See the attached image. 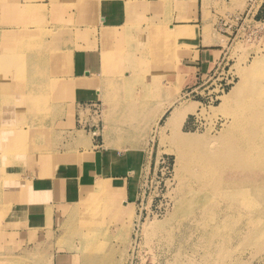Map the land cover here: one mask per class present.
Here are the masks:
<instances>
[{"label":"rangeland","instance_id":"1","mask_svg":"<svg viewBox=\"0 0 264 264\" xmlns=\"http://www.w3.org/2000/svg\"><path fill=\"white\" fill-rule=\"evenodd\" d=\"M16 1L20 2L0 0L1 13L6 10L8 13L5 34H30L35 51L21 60L4 62L11 73L4 70L3 75L17 82L20 90L6 92L0 88V106L7 97L22 99L9 112L0 109V118L3 119L0 121L4 123L0 129L5 127L13 133L29 129L28 124L36 121L31 119L32 115L36 116L41 128L36 141L18 139L19 143L13 145L0 138L1 172L12 164L24 167L34 162L47 166L42 155L61 151L63 142L74 135L70 133L73 128L68 121V109L57 107L63 104L64 108L68 104L67 98L54 96L50 107L46 104L51 89L56 91L66 76L68 66V58H61L65 49L59 52L58 47L51 48L47 39H60L66 45L71 43L70 51H77L88 46L86 39L94 33L89 31V24L93 21L88 16L93 10V0H42L47 4L26 0L21 5ZM260 1L259 5V0H253V9L255 4L259 7L256 12L253 10L255 17L249 15L245 20L244 16L231 23L234 29L228 54L220 65V74L216 75L228 81L225 92L235 84L249 86L255 62L264 59V0ZM18 9L17 18L15 12ZM80 25H84L85 29L80 30ZM30 26L36 31L29 29ZM48 27L55 30L48 31ZM26 40L20 39L16 43L20 45ZM46 53L55 54L51 59L55 61L56 68L50 69V63L47 65L43 60ZM31 59L44 61V66L40 65L41 71L34 70ZM12 69L18 72L26 70L12 75ZM54 70L62 80L56 76L51 78L50 72ZM42 73L49 74L50 79H42ZM131 82L111 81L104 95L102 115L96 117V120L101 119V129L105 125L104 129L110 133L112 146L144 148L146 154L143 159L136 155L130 160L129 168L133 174L124 176L128 178L131 193L128 197L125 194L119 196L108 186L86 193L55 233L47 225L30 226L26 222L18 223L22 232L9 233L15 225L9 222L8 210L0 207V264H53L54 256L59 252L63 254L60 258L65 260V264H99V260L107 264H264V189L257 187L256 196L247 199L235 198L228 202L227 197V191L232 190L235 194L245 184H264V170L244 169L238 156L234 155V146L222 140L237 117L238 104L232 102L225 109L222 105L214 108L222 98L225 102L226 97L214 101L202 99L200 94H207L215 87L212 85L204 91L212 81L197 89L199 96L181 94L182 97H176V103L183 98L194 103L198 109L204 105L208 110L189 113L187 121L176 129L174 136L170 129H163L162 126L149 128L150 112L145 109L146 105H135L133 97L127 94L140 81ZM143 100L148 101L147 97ZM169 112L162 125L166 123ZM77 115L75 129L91 137L98 133H91L86 128L90 111L85 114L81 110ZM155 125L158 127V122ZM186 136L198 137L200 143L182 147L177 137ZM132 139L136 143L128 144ZM177 153L184 158L182 165L178 163ZM205 167L211 168V173ZM105 183L102 185L105 186ZM124 198L132 204H125ZM89 251L99 256L90 255ZM96 258H99L98 261Z\"/></svg>","mask_w":264,"mask_h":264},{"label":"crops","instance_id":"2","mask_svg":"<svg viewBox=\"0 0 264 264\" xmlns=\"http://www.w3.org/2000/svg\"><path fill=\"white\" fill-rule=\"evenodd\" d=\"M25 1L16 2L21 5ZM34 3L47 4L40 0ZM258 4H261L260 0ZM249 6V0H93V10L88 16L93 21L89 31L94 33L86 39L87 47L70 51L71 43L66 45L60 39H47L51 48L58 47L59 52L65 49L61 58H68V66L64 79L58 77L55 70L50 72L52 79L56 76L64 81H60L56 91L51 89L46 104L50 107L54 96L67 98L68 104L64 108L63 104L57 107L68 109V121L73 128L70 133L74 135L63 142L61 151L42 155L47 166L30 162L24 167L8 165L0 171V207L8 210L9 222L15 225L9 233L22 232L18 223L24 222L30 226L47 225L55 233L72 209L80 204L81 198L101 187L108 186L119 196L125 194L128 197L130 183L124 176L133 174L129 168L130 160L136 155L143 159L144 148L112 146L110 133L104 129L105 125L101 129V123L99 137L84 135L75 129L80 107L84 103L98 102L104 110V95L111 81L132 83L139 80L134 90L127 94L133 97L135 105H146L145 109L150 112L149 128H161L162 120L169 112L168 100L180 97L200 77L212 73L224 61L234 29L230 19ZM258 8L255 4V12ZM15 14L18 18L19 9ZM7 16V10L0 11V47L5 37ZM29 29L35 30L32 26ZM83 29L84 25H80V30ZM46 30L55 29L48 27ZM50 65L51 69L54 60ZM5 67L2 58L0 78ZM145 97L147 102L143 100ZM165 109V114L160 117ZM1 122L0 125H4ZM39 126L41 128V124ZM133 140L127 143L135 144ZM103 182H106L105 186ZM123 201L132 204L125 198ZM62 255L61 252L56 254L53 264H65L60 258Z\"/></svg>","mask_w":264,"mask_h":264},{"label":"bare ground","instance_id":"3","mask_svg":"<svg viewBox=\"0 0 264 264\" xmlns=\"http://www.w3.org/2000/svg\"><path fill=\"white\" fill-rule=\"evenodd\" d=\"M5 38H7V39L3 40V43L0 47L1 51H4L3 54L0 56V60L3 58L4 62H7V61L12 60V59L21 60L23 57H25L26 54L33 53L35 51V48L33 45L34 44L33 37H31L30 34H27L24 36H18L17 33H13V32L9 33L8 32L5 34ZM24 38H27V40L24 41L20 45L17 44L18 40L24 39ZM48 50H49V47H48ZM43 55H44L43 60L47 63V65H48V63H50V61L53 60V58L55 56L54 53H49V54L46 53ZM51 56H53L52 59H51ZM44 61H36L35 59H31L30 63H31V65L35 71H41L40 65L42 64L44 66V64H43ZM53 67L56 68L55 64ZM253 69H254L253 75L251 77L252 81H251L249 86H244V85H239V84L236 85L235 84L228 92H224V94H222L220 96V98L226 97L225 102H222L223 101V98H222V100L218 104V106H213V107L219 108L222 105V107L225 109L232 102H236L238 104L239 109H238L237 117H235L232 125L229 126L226 134L222 137V140L225 142L227 141V143L234 146L233 147L235 149L234 155L238 156V159L240 160V163L244 169H249V170H252V169H258L259 170L260 169L262 171V170H264V59H261L260 61L255 62ZM4 70H6L7 73H11L8 68H4ZM25 70L26 69H20V71L18 72L16 70L12 69V71H13L12 75H15V74L19 75V73L22 74ZM12 78H13V76H12ZM42 79H50L49 74L45 75V73H42ZM0 80H1L0 88L5 90L6 92L9 90L10 91L20 90L19 84L17 82H14L13 79L10 78V76L2 75ZM7 95H10V94H7ZM4 96H6V95H4ZM11 96H14V95H11ZM12 98H14V100ZM20 99H22V98L18 99V97H7V99H4L5 102H4V104H2L0 106V109H4L5 112H9L12 108L15 107L16 103L19 102ZM175 99H176V97L171 99V101L168 103L167 107L168 108L170 107L169 108L170 112H169V115L167 117L166 123L164 125H162L163 129H170V131L173 132L174 136H176V133H175L176 129L184 123V121H185V119L189 113H192V112L198 111V110H200V113H203L205 111L207 112V110H208L206 108V106H204V105L200 104L201 108L198 109L196 107V105H194V103H190L187 100H183V98H180V99H182V101L180 103L179 102L176 103L177 100H175ZM6 109H8V110H6ZM32 110L36 111V109H34V108H32ZM161 112L162 113H161L160 117L165 114L166 109H165V111H161ZM31 119H34L36 121L34 123L30 124L29 129L19 130L18 133L17 132L13 133L12 131H10L9 129H6L5 127L1 128L0 129L1 140L2 141L5 140L6 142H12L13 145L15 143L16 144L19 143V140L23 141V140L28 139V138H30L33 141H36L40 137L39 136L40 135V127H39V124H37V119H36L35 115H32ZM177 138H178L179 144H181L182 147L183 146L190 147V146L197 145L200 143V139L198 137H194V136H186V137H182V138L177 137ZM38 146H39V144H38ZM38 146H37V149H39ZM9 150H10V148H9ZM224 152H223V154H224ZM178 153H177V155H178ZM194 156H196V155H194ZM177 160H178V163H180L181 165L184 163L183 162L184 158L180 154L177 156ZM234 161H236V160H234ZM198 162H200V161L198 160ZM238 166H236V167H238ZM205 168L209 169V172H210L211 168H208V167H205ZM226 168H228V166ZM214 171L215 170L213 168V174H214ZM206 172H208V171H206ZM218 173H219V171H218ZM246 174H248V173H246ZM208 175L209 174L206 173L207 177H208ZM255 176H257V174H255ZM262 176L263 175L261 174V177ZM202 177H203V175H202ZM242 177L244 179L243 178H240V179L245 180V177L244 176H242ZM248 177H249V179H248ZM259 177H260V175H259ZM203 178H205V177H203ZM247 179L250 180L249 175L247 176ZM245 185L246 186L244 188L235 192V194L232 193L233 192L232 190H231L232 192L227 191V197H229L228 202L233 201V199H235V198L236 199H240V198L247 199L249 196L255 197L256 196L255 193H258L257 187L260 189H264V184H256V182L251 183V184H245ZM220 191H221V189H220ZM221 193H223V192H221ZM143 224H145V223H143ZM90 252L91 251H89V253ZM93 252L96 253V251H93ZM101 253H103V252H101ZM92 254L93 253H90V255H92ZM107 254H109V253H107ZM93 255L95 257L99 256L98 254H97V256L95 254H93ZM101 256H104V254H102ZM90 258H91V256H90ZM102 258H106V257H102ZM98 259L96 258L97 261H98ZM105 260H104V262H105ZM88 261L91 262V260H88ZM102 261L103 260H101V262H100V260H99V264H107V262L103 263Z\"/></svg>","mask_w":264,"mask_h":264},{"label":"built area","instance_id":"4","mask_svg":"<svg viewBox=\"0 0 264 264\" xmlns=\"http://www.w3.org/2000/svg\"><path fill=\"white\" fill-rule=\"evenodd\" d=\"M249 1H250V6L248 7V9L246 11H244L243 13H239V14H236L233 17H231V19H230L231 23H233L234 21L235 22L239 21L244 16H245V20L247 19V17H249V15L255 17V15H253V13H255V12H253V10H254L253 9V0H249ZM225 26H227V25H225ZM230 26H232V25H230ZM220 65L212 73L208 74L205 77H200L198 79V81L192 87H190L188 90H186L184 92L183 95H188V96L192 95L191 97L199 96L200 92H198L197 89L212 81L209 86L204 88V91L208 90V88H210V86H212V85L215 87L212 90L209 89L207 94H200L201 96H203L201 98L202 99H211V101H214V99H220V96H221L220 93L224 94V92L227 89L228 84H229L227 80L223 81L224 78L220 79L219 76H216V75L220 74V72H219ZM197 84H198V86H196ZM205 95H206V97L204 98ZM200 103L203 104L202 102H200ZM87 109H89V111H90V116H89L90 118H89V120H86V124H87L86 128H88V130L91 133L95 132V131L98 132L93 136L99 137L100 136L99 131H100L101 119L96 120V117L99 118L102 115V104L98 103V102L84 103L80 107V112H81V110L85 111Z\"/></svg>","mask_w":264,"mask_h":264}]
</instances>
